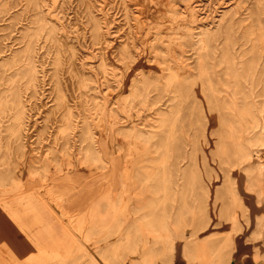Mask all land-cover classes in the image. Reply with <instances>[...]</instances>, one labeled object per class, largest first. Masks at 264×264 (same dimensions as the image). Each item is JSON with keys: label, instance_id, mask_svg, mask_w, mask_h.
Returning <instances> with one entry per match:
<instances>
[{"label": "rangeland", "instance_id": "1", "mask_svg": "<svg viewBox=\"0 0 264 264\" xmlns=\"http://www.w3.org/2000/svg\"><path fill=\"white\" fill-rule=\"evenodd\" d=\"M260 166L264 0H0V186L32 181L57 229L120 188L128 219L145 197L178 204L194 241L209 216L227 249L243 195L264 240ZM263 240L249 242L264 261ZM32 250L0 206V256L32 264Z\"/></svg>", "mask_w": 264, "mask_h": 264}, {"label": "crops", "instance_id": "2", "mask_svg": "<svg viewBox=\"0 0 264 264\" xmlns=\"http://www.w3.org/2000/svg\"><path fill=\"white\" fill-rule=\"evenodd\" d=\"M16 182L18 185L11 187V191H4L6 187L0 186V206L2 212L14 221L33 247L25 257L32 264H264L253 243L249 242L263 240L257 237L262 211L255 215L251 228L246 215L248 206L243 195L240 198L242 224L231 238L227 249L222 230H214L213 232L220 234L207 238L211 233L209 216L201 227H193V232L198 236L202 233L203 237L201 242L194 241L192 235L186 233L191 226L190 220L183 218L185 213L181 214L180 220L178 204L176 207L175 204L171 205L165 214L156 207L146 208L147 202L151 200L145 197L144 202L133 207L132 216L128 219L126 196L123 197V209L119 208L118 201L122 193L120 188L114 194L108 191L102 196L106 199L105 205L95 202L82 213L69 216L67 222L59 219L60 228L57 229L56 223L48 218L50 207L45 197L23 191L24 184L32 181ZM240 189L246 190L243 183ZM245 192L256 203L261 202L254 196V192ZM51 211L54 212L52 209ZM184 220L187 223L180 225V221ZM245 230L248 231L246 237ZM104 233L118 237L102 247L98 243L99 237ZM241 237H245L247 241H238ZM180 238L184 239V243L181 254L175 257L176 244ZM41 252L57 255L59 259L31 258ZM138 252L139 258L127 260L130 254ZM0 264L10 262L8 258L0 256Z\"/></svg>", "mask_w": 264, "mask_h": 264}, {"label": "bare ground", "instance_id": "3", "mask_svg": "<svg viewBox=\"0 0 264 264\" xmlns=\"http://www.w3.org/2000/svg\"><path fill=\"white\" fill-rule=\"evenodd\" d=\"M263 171H264V167H263V166H260V167H259V170H258V173H259V174H262Z\"/></svg>", "mask_w": 264, "mask_h": 264}]
</instances>
